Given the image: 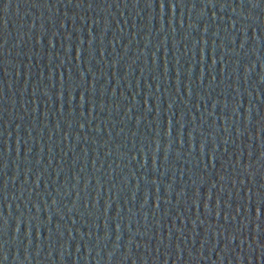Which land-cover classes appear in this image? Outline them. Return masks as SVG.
<instances>
[{
  "label": "water",
  "instance_id": "95a60500",
  "mask_svg": "<svg viewBox=\"0 0 264 264\" xmlns=\"http://www.w3.org/2000/svg\"><path fill=\"white\" fill-rule=\"evenodd\" d=\"M261 200L264 0H0V264H264Z\"/></svg>",
  "mask_w": 264,
  "mask_h": 264
},
{
  "label": "snow or ice",
  "instance_id": "6c2138e0",
  "mask_svg": "<svg viewBox=\"0 0 264 264\" xmlns=\"http://www.w3.org/2000/svg\"><path fill=\"white\" fill-rule=\"evenodd\" d=\"M260 203H261V204H264V200H261ZM256 211H258V212L260 213V211H261L260 205H259L258 209L256 208Z\"/></svg>",
  "mask_w": 264,
  "mask_h": 264
}]
</instances>
